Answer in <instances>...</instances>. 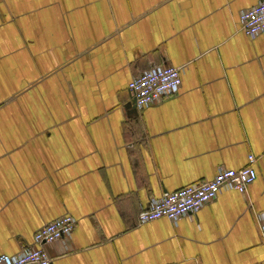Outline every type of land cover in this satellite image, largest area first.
Returning <instances> with one entry per match:
<instances>
[{"label":"crops","instance_id":"1","mask_svg":"<svg viewBox=\"0 0 264 264\" xmlns=\"http://www.w3.org/2000/svg\"><path fill=\"white\" fill-rule=\"evenodd\" d=\"M259 0H0V254L68 214L50 264H264V32ZM181 67L142 109L128 82ZM176 220L138 222L151 199L249 165Z\"/></svg>","mask_w":264,"mask_h":264},{"label":"built area","instance_id":"2","mask_svg":"<svg viewBox=\"0 0 264 264\" xmlns=\"http://www.w3.org/2000/svg\"><path fill=\"white\" fill-rule=\"evenodd\" d=\"M239 29L254 37L264 32V0L243 9L239 14ZM181 67L157 65L142 71L128 82V93L136 108L142 109L162 98L175 94L181 85ZM255 160L248 156L249 165L241 168H220L208 180L188 184L159 198L151 199L138 213V222L145 223L159 218L176 220L198 211L221 190L233 189L240 193L257 177L251 165ZM75 218L65 214L38 228L33 234V243L14 255L0 254V264H50L45 246L71 234ZM264 230V225L261 226Z\"/></svg>","mask_w":264,"mask_h":264},{"label":"water","instance_id":"3","mask_svg":"<svg viewBox=\"0 0 264 264\" xmlns=\"http://www.w3.org/2000/svg\"><path fill=\"white\" fill-rule=\"evenodd\" d=\"M134 104V103H133ZM135 106V105H134Z\"/></svg>","mask_w":264,"mask_h":264}]
</instances>
